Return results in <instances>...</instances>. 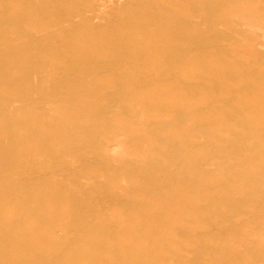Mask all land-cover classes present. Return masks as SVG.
<instances>
[{
  "label": "rangeland",
  "instance_id": "374dc122",
  "mask_svg": "<svg viewBox=\"0 0 264 264\" xmlns=\"http://www.w3.org/2000/svg\"><path fill=\"white\" fill-rule=\"evenodd\" d=\"M0 264H264V0H0Z\"/></svg>",
  "mask_w": 264,
  "mask_h": 264
},
{
  "label": "bare ground",
  "instance_id": "6f19581e",
  "mask_svg": "<svg viewBox=\"0 0 264 264\" xmlns=\"http://www.w3.org/2000/svg\"><path fill=\"white\" fill-rule=\"evenodd\" d=\"M89 144V143H88ZM34 166V165H33ZM45 169V168H44ZM124 216V215H123ZM79 243V242H78Z\"/></svg>",
  "mask_w": 264,
  "mask_h": 264
}]
</instances>
